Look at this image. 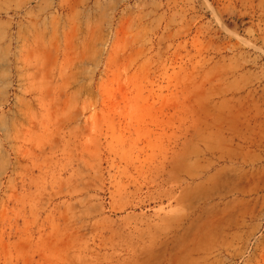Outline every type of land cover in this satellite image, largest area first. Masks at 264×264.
Here are the masks:
<instances>
[{
  "label": "rangeland",
  "instance_id": "rangeland-1",
  "mask_svg": "<svg viewBox=\"0 0 264 264\" xmlns=\"http://www.w3.org/2000/svg\"><path fill=\"white\" fill-rule=\"evenodd\" d=\"M0 264H264V0H0Z\"/></svg>",
  "mask_w": 264,
  "mask_h": 264
}]
</instances>
